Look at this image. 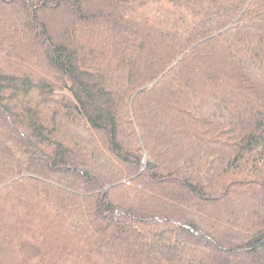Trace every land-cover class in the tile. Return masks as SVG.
Instances as JSON below:
<instances>
[{
  "label": "trees",
  "instance_id": "16d2710c",
  "mask_svg": "<svg viewBox=\"0 0 264 264\" xmlns=\"http://www.w3.org/2000/svg\"><path fill=\"white\" fill-rule=\"evenodd\" d=\"M0 264H264V0H0Z\"/></svg>",
  "mask_w": 264,
  "mask_h": 264
}]
</instances>
